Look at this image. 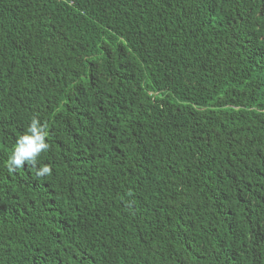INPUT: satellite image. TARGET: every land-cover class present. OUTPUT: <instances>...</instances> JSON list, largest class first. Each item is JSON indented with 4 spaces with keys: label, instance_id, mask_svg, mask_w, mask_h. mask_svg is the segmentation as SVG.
<instances>
[{
    "label": "trees",
    "instance_id": "obj_1",
    "mask_svg": "<svg viewBox=\"0 0 264 264\" xmlns=\"http://www.w3.org/2000/svg\"><path fill=\"white\" fill-rule=\"evenodd\" d=\"M0 264H264V0H0Z\"/></svg>",
    "mask_w": 264,
    "mask_h": 264
},
{
    "label": "clouds",
    "instance_id": "obj_2",
    "mask_svg": "<svg viewBox=\"0 0 264 264\" xmlns=\"http://www.w3.org/2000/svg\"><path fill=\"white\" fill-rule=\"evenodd\" d=\"M47 133L41 126L37 118L31 120L27 132L19 137L11 157L7 162L9 171H15L22 167L26 162L35 165L37 157L42 151L48 149L49 145L45 142ZM51 172L50 165L41 167L36 175L43 177Z\"/></svg>",
    "mask_w": 264,
    "mask_h": 264
}]
</instances>
